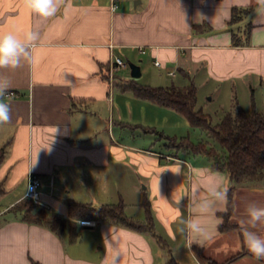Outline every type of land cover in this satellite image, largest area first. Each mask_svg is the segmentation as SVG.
<instances>
[{
    "label": "crops",
    "instance_id": "crops-1",
    "mask_svg": "<svg viewBox=\"0 0 264 264\" xmlns=\"http://www.w3.org/2000/svg\"><path fill=\"white\" fill-rule=\"evenodd\" d=\"M250 7H255L250 16L230 25L234 8ZM249 26V43L234 46L233 33L244 39ZM29 31L38 33L31 60L0 69V77L10 82L3 100L11 106L9 122L0 124L5 190L0 264H168L170 256L177 264H205L196 249L217 264H264L248 251L241 229L221 231L228 213V174L214 171L206 157L150 146L143 129L155 125L148 117L170 109L124 90L131 71L118 76L145 57L168 77L180 75L181 87L187 86L184 80L194 83L198 93L209 82L220 91L263 88L262 0H64L49 18L24 0H0V33L23 39ZM113 57L128 68L111 78ZM234 101L232 107L238 104ZM30 173L42 179L48 210L64 218L68 199L99 207L125 203L133 193L141 215L131 218L143 221L147 200L156 234L167 247L151 234L94 220L91 227L80 226L79 239L71 243L69 231L57 236L12 218L8 212L25 198ZM217 185L227 188L226 200L212 201L211 210L201 213L196 205L210 200ZM253 202L264 206V183L236 189L234 224L240 227L245 207ZM189 218L207 226L202 244L181 231ZM259 231L264 234V228Z\"/></svg>",
    "mask_w": 264,
    "mask_h": 264
},
{
    "label": "trees",
    "instance_id": "trees-1",
    "mask_svg": "<svg viewBox=\"0 0 264 264\" xmlns=\"http://www.w3.org/2000/svg\"><path fill=\"white\" fill-rule=\"evenodd\" d=\"M255 10V7L246 9L234 8L232 12L231 26L239 25ZM196 28V27H195ZM252 26H249L247 36L241 39L233 33V45L236 47L246 46L249 42ZM123 89L131 91L136 97L152 102L185 117L189 125L194 129H200L207 133L210 139L217 142L224 153H219L204 144L194 145L182 139L179 143L170 140L169 149L176 152H189L195 156H203L212 163L214 171L228 174L231 186L228 190V213L224 215L221 231L241 229L237 225L226 223L234 210V198L236 189L245 184L259 185L264 183V113L252 111L247 113L239 104L233 105L230 112L226 113L217 125L212 124V117L203 109H198V88L194 83L183 87H158L141 85L132 79L123 85ZM145 133L149 130L143 129ZM0 165L4 159V150H0ZM5 190L0 184V198ZM68 217L64 218L55 211L48 210L36 205L33 201L24 198L13 206L8 214L12 218L19 219L32 225L48 228L57 236L69 231L70 242L75 243L79 239L80 220L97 221L99 223H110L140 234H151L155 236L159 244L167 247L165 241L156 234L153 214L147 200L142 206L145 208V219L134 220L126 214V204L121 199L117 203L95 206L91 203H81L73 199L66 201ZM197 254L205 264H217L205 258L199 249ZM38 264V263H34ZM168 264H177L170 256Z\"/></svg>",
    "mask_w": 264,
    "mask_h": 264
},
{
    "label": "rangeland",
    "instance_id": "rangeland-1",
    "mask_svg": "<svg viewBox=\"0 0 264 264\" xmlns=\"http://www.w3.org/2000/svg\"><path fill=\"white\" fill-rule=\"evenodd\" d=\"M132 64L142 67L143 75L137 79V82L141 85L150 86L152 88H167L172 86L180 87L183 83V79L180 75L177 74L175 78L168 77L166 72L155 68L150 61L145 60V57L140 58L139 61ZM125 75L130 76V69L126 70L125 73L120 72L118 74V76L121 78H124ZM184 82L186 85H188V82L185 80ZM211 84L213 83L209 82L208 84L203 85V88L199 89L197 97L198 109H203L205 113L211 115L213 125L219 124L224 115L230 112L232 103H235V101L232 102L233 97L236 98V102H238L239 106L242 107L247 113L251 112L253 107H255L256 111L264 113V86L263 88L255 86L254 89H256V91H253L249 88V86L244 87L243 85H240L237 92H232L229 88L220 91L218 88H216V86H212ZM162 112L163 113L158 114V117H148L149 120H151L150 123L155 125L154 127L152 126V128H145V130H149V132L143 133L145 136L149 137L147 141L148 143H151L150 146L156 144L161 149L165 146L168 147L170 140L176 139L179 143L182 139H184L190 143H193L194 145L204 144L209 148L215 149L221 154L224 153V150L217 142L210 139L206 132L200 129L192 128L185 117L171 110H165ZM11 197L12 196L9 195L3 199L2 202H7L11 199ZM244 198L245 197L243 195V197H241V203H243L242 205L245 203ZM136 199L133 193H127L125 198L127 207L126 214L130 217H139V215H141V210H139V208L136 206ZM232 217H234V210L230 217L225 219L226 223L229 222L230 224L236 225L233 223ZM80 221H78L79 226Z\"/></svg>",
    "mask_w": 264,
    "mask_h": 264
},
{
    "label": "clouds",
    "instance_id": "clouds-1",
    "mask_svg": "<svg viewBox=\"0 0 264 264\" xmlns=\"http://www.w3.org/2000/svg\"><path fill=\"white\" fill-rule=\"evenodd\" d=\"M24 3L39 16L49 18L56 15L64 0H24ZM37 40L38 33L35 31H29L23 39L12 32L0 33V69H15L21 65L22 60L30 61V46ZM9 87L8 79L0 77V124H5L10 120L11 106L3 100L9 94ZM209 196L210 200L206 199L196 205L201 213H208L211 210L212 201H225L227 188L217 185L210 190ZM182 223L184 227L181 231L186 230L189 233L191 242L202 244L207 239V226L201 223L199 218H189ZM239 223L248 251L257 260H264V234L259 231L264 228V206H259L254 202L249 203L245 207L244 218Z\"/></svg>",
    "mask_w": 264,
    "mask_h": 264
},
{
    "label": "built area",
    "instance_id": "built-area-1",
    "mask_svg": "<svg viewBox=\"0 0 264 264\" xmlns=\"http://www.w3.org/2000/svg\"><path fill=\"white\" fill-rule=\"evenodd\" d=\"M141 52L144 53V50L141 49ZM156 67H160L159 62H155ZM128 68V64L123 61L119 57H113L112 60V68L110 71V77L113 78V75L115 72ZM170 76H173L174 73H170ZM53 187V183L51 185ZM44 187V184L42 182V179L40 176L36 174L30 173L28 176V186H27V192L25 198L33 201L36 205L41 206L43 208L49 209L48 204H46L42 199V188ZM81 227H91L93 226V222L89 220H82L80 221Z\"/></svg>",
    "mask_w": 264,
    "mask_h": 264
},
{
    "label": "water",
    "instance_id": "water-1",
    "mask_svg": "<svg viewBox=\"0 0 264 264\" xmlns=\"http://www.w3.org/2000/svg\"><path fill=\"white\" fill-rule=\"evenodd\" d=\"M129 68L131 71V77L133 79H139L142 76L141 68L140 66H137L135 64L129 63Z\"/></svg>",
    "mask_w": 264,
    "mask_h": 264
}]
</instances>
